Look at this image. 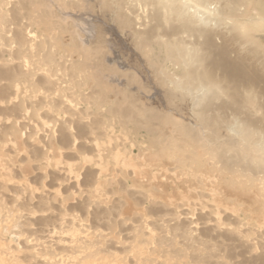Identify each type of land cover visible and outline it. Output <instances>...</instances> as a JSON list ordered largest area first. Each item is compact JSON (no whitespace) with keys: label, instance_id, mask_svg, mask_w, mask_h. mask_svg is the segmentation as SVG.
Here are the masks:
<instances>
[{"label":"bare ground","instance_id":"1","mask_svg":"<svg viewBox=\"0 0 264 264\" xmlns=\"http://www.w3.org/2000/svg\"><path fill=\"white\" fill-rule=\"evenodd\" d=\"M41 1L0 0L1 20L9 15L29 16V23L11 21L13 26L2 23L0 27L4 129L18 130L29 140L38 128L37 114L48 124L41 125L46 135L39 139L50 155L52 144L58 143L78 156L89 151L102 162L124 155L123 149L131 141L129 129L124 131L126 125L145 124L149 140L171 137L183 142L178 149L187 144L188 151L201 155L204 162L229 170L242 166L264 192V146L243 140L241 145L234 139L235 130L226 129L227 123H239L238 132L244 139L250 140L254 132L264 139V0H95V4L76 0L84 8L82 17L61 11L54 14L38 7ZM47 13L52 15L44 25L34 19ZM51 26L59 35L50 42L32 30ZM26 46L34 50L48 47L51 53L46 57L34 53L32 60L19 58ZM57 58L62 60L61 66L78 74L79 86L70 78V84L63 82L54 66ZM37 67L40 70L35 74ZM154 97L161 103L156 105ZM109 100L112 106L103 109L107 106L102 102ZM108 110L117 116V127L88 138L94 123L85 119H97ZM225 110H231L232 120L223 117ZM244 110L248 111L243 114ZM50 133L53 143L47 138ZM100 136L107 139L106 144H99ZM145 144H138L136 156V144H128L132 147L130 161L146 158ZM178 156L174 154L177 162ZM99 172L95 171L96 176L107 171ZM217 203L221 205V201ZM22 229L12 233L15 239L24 235Z\"/></svg>","mask_w":264,"mask_h":264},{"label":"rangeland","instance_id":"2","mask_svg":"<svg viewBox=\"0 0 264 264\" xmlns=\"http://www.w3.org/2000/svg\"><path fill=\"white\" fill-rule=\"evenodd\" d=\"M40 5L54 14L61 11L79 17L84 10L76 0H42ZM50 15L34 19L43 24ZM28 17L9 15L0 19V27L2 23L8 28L12 22L29 23ZM32 30L47 42L59 35L52 26ZM55 48L61 50L58 44ZM34 53L46 57L51 52L48 47L34 50L26 46L19 58L34 59ZM55 61L63 82L70 84V78L79 86L78 74L61 66L60 58ZM35 69V74L39 73L40 68ZM41 86L37 85L43 90ZM154 102L161 103L155 97ZM102 103L105 110L112 106L110 100ZM82 107H87L86 103ZM224 114L232 120L231 110ZM102 115L85 119L94 123L88 138L117 127V116L109 110ZM34 118L38 128L32 139L26 140L18 130L4 129L6 120L0 117V264H264V192L242 166L229 170L204 162L201 155L188 151L187 144L178 149L183 142L171 137L151 141L145 132L147 126L137 123L126 125L124 131L129 129V139L134 141L122 147L126 150L116 157L119 165L115 157L99 162L89 151L79 153V157L58 143L52 144L50 155L39 139L46 135L41 125L48 124L37 114ZM226 129L231 133L235 130L234 139L241 145L264 146L258 132L250 140L244 139L238 132L239 123H227ZM48 136L53 143V135ZM100 137L99 144H106L107 139ZM140 141L146 143L149 154L130 161L132 147L128 144H136V156ZM175 153L180 155L178 162ZM175 166L179 168L174 170ZM102 169L107 172L96 176L95 171ZM21 224H25L21 228L24 235L15 239L12 233H19Z\"/></svg>","mask_w":264,"mask_h":264}]
</instances>
